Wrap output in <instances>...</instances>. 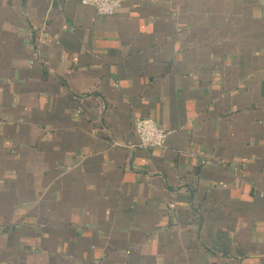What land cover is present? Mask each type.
I'll return each instance as SVG.
<instances>
[{
    "label": "crops",
    "instance_id": "1",
    "mask_svg": "<svg viewBox=\"0 0 264 264\" xmlns=\"http://www.w3.org/2000/svg\"><path fill=\"white\" fill-rule=\"evenodd\" d=\"M263 1L0 0V264H264Z\"/></svg>",
    "mask_w": 264,
    "mask_h": 264
},
{
    "label": "built area",
    "instance_id": "2",
    "mask_svg": "<svg viewBox=\"0 0 264 264\" xmlns=\"http://www.w3.org/2000/svg\"><path fill=\"white\" fill-rule=\"evenodd\" d=\"M80 2L93 6L100 15H112L121 5V0H80ZM134 126L139 144L144 148H156L164 145L170 134L168 129L149 117H137Z\"/></svg>",
    "mask_w": 264,
    "mask_h": 264
},
{
    "label": "flooded vegetation",
    "instance_id": "3",
    "mask_svg": "<svg viewBox=\"0 0 264 264\" xmlns=\"http://www.w3.org/2000/svg\"><path fill=\"white\" fill-rule=\"evenodd\" d=\"M263 4H264V1H263Z\"/></svg>",
    "mask_w": 264,
    "mask_h": 264
}]
</instances>
